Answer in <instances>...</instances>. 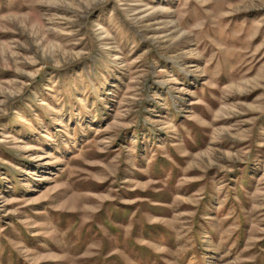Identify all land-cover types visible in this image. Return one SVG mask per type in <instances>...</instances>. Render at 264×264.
Wrapping results in <instances>:
<instances>
[{"label": "rangeland", "instance_id": "obj_1", "mask_svg": "<svg viewBox=\"0 0 264 264\" xmlns=\"http://www.w3.org/2000/svg\"><path fill=\"white\" fill-rule=\"evenodd\" d=\"M0 264H264V0H0Z\"/></svg>", "mask_w": 264, "mask_h": 264}]
</instances>
